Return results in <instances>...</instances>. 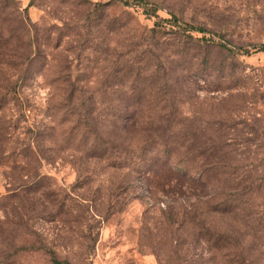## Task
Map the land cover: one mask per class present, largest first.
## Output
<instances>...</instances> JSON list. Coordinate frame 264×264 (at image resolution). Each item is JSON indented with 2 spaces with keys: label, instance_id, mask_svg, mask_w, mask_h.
<instances>
[{
  "label": "rangeland",
  "instance_id": "374dc122",
  "mask_svg": "<svg viewBox=\"0 0 264 264\" xmlns=\"http://www.w3.org/2000/svg\"><path fill=\"white\" fill-rule=\"evenodd\" d=\"M262 44L264 0H0V264H264Z\"/></svg>",
  "mask_w": 264,
  "mask_h": 264
},
{
  "label": "trees",
  "instance_id": "16d2710c",
  "mask_svg": "<svg viewBox=\"0 0 264 264\" xmlns=\"http://www.w3.org/2000/svg\"><path fill=\"white\" fill-rule=\"evenodd\" d=\"M186 27L192 28V26H188V25ZM254 48H255L254 51H264V44L259 45ZM36 250H43V252H45V254L48 256L50 264H73L68 260L58 258L54 250L50 248L37 247Z\"/></svg>",
  "mask_w": 264,
  "mask_h": 264
}]
</instances>
